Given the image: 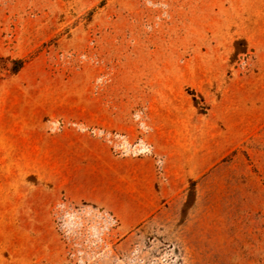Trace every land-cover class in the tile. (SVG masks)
Returning a JSON list of instances; mask_svg holds the SVG:
<instances>
[{
  "label": "crops",
  "instance_id": "crops-1",
  "mask_svg": "<svg viewBox=\"0 0 264 264\" xmlns=\"http://www.w3.org/2000/svg\"><path fill=\"white\" fill-rule=\"evenodd\" d=\"M0 4V46L16 45L19 28L47 30L42 72L76 80L79 117L58 119V129L41 135L40 156L70 174L58 197L76 204L80 195L134 224L227 164L239 173L242 157L264 173V50L226 53V46L264 47V0ZM243 60L253 63L250 77ZM3 109L1 189L31 207L34 105L11 101ZM17 175L24 192L13 188Z\"/></svg>",
  "mask_w": 264,
  "mask_h": 264
},
{
  "label": "rangeland",
  "instance_id": "rangeland-1",
  "mask_svg": "<svg viewBox=\"0 0 264 264\" xmlns=\"http://www.w3.org/2000/svg\"><path fill=\"white\" fill-rule=\"evenodd\" d=\"M48 32L19 28L16 45L0 46V103L33 102L35 146L31 207L5 198L0 175V264H264V173L244 157L239 173L227 164L134 224L91 208L80 195L76 204L58 197L70 174L40 156L41 135L58 129V119L79 117L78 94L75 79L42 72ZM263 50L226 46V53L243 56ZM250 64L242 62L244 77L251 76ZM20 176L17 193L25 190Z\"/></svg>",
  "mask_w": 264,
  "mask_h": 264
}]
</instances>
